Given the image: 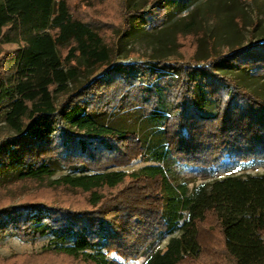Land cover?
I'll list each match as a JSON object with an SVG mask.
<instances>
[{
  "label": "trees",
  "instance_id": "obj_1",
  "mask_svg": "<svg viewBox=\"0 0 264 264\" xmlns=\"http://www.w3.org/2000/svg\"><path fill=\"white\" fill-rule=\"evenodd\" d=\"M132 1L124 0L125 21L115 28L118 32L132 28L133 16L144 21L142 12L154 16L157 9L167 10L163 0H147L146 10L145 5L131 8ZM170 1L185 11L194 0ZM71 3L0 0V109L10 101L2 118L18 134L10 142L23 163L10 183L48 180L55 174L49 162L57 160L82 173L63 175L49 185L87 193L90 207L10 204L0 208V231L13 230L26 239L53 234L59 242L47 253L90 264H122L108 255L137 258L161 232L179 229L181 234L145 264H183L204 254L203 224L212 218L229 264H264V173L200 183L189 193L187 184L176 182L161 165L169 157L204 169L226 156L241 163L264 161V97L214 68L225 63L264 77V39L208 64L196 50L185 63L159 61L153 69L141 62L116 64L71 88L81 60L103 63L115 43L76 16ZM187 35L176 36L177 51ZM197 88L216 103L215 114L199 112ZM132 110L159 126L161 142L146 147L136 131L97 116ZM38 119L51 126L50 132L34 133ZM147 156L157 163L132 172L110 170ZM10 157L0 151L4 164ZM107 189L118 191L107 196Z\"/></svg>",
  "mask_w": 264,
  "mask_h": 264
},
{
  "label": "rangeland",
  "instance_id": "obj_2",
  "mask_svg": "<svg viewBox=\"0 0 264 264\" xmlns=\"http://www.w3.org/2000/svg\"><path fill=\"white\" fill-rule=\"evenodd\" d=\"M71 1L76 16L91 22L107 39L112 38L115 41L109 60L100 64L81 60L76 79L69 84L71 88L87 84L116 64L141 62L147 68L153 69L159 61L172 65L175 62L185 63L195 50L197 58L202 63L208 64L235 47H243L264 39V0H192L193 3L185 11L175 2L163 0L161 4L165 5L168 11L157 9L154 11V16H146L142 12L139 15L144 16V21L138 16H133L132 28L120 32L115 28L125 21L124 0ZM146 3L147 0H133L131 8L138 9L145 5L146 10L148 8ZM179 33L188 35L180 38L183 47L177 51L176 36ZM214 68L216 72L234 77L238 83L246 85L250 90L264 97V77L255 76L246 69L225 63H216ZM173 70L171 75L176 79L177 70ZM196 90V103L201 107H198L199 112L205 115L215 114L216 103L199 88ZM63 99L64 97L57 95L58 102H62ZM9 106L10 101H5L0 109V151L6 150L11 155L8 164L0 160V208L24 202H43L74 209L90 207L87 193L49 185L54 179L63 175L81 174L82 171L77 166L67 167L57 160H51L49 163L55 169V174L50 179L40 182L10 183L15 178V172L22 168L23 163L10 142L12 137L18 134L2 118L3 114L9 110ZM97 116L99 120L109 122L117 128L136 131L144 140L146 147L161 142L159 126L138 110L101 113ZM32 127L36 135L50 132L51 129L48 123L39 119L33 121ZM156 163L149 156L139 157L132 163L121 167H111L110 170L132 172L145 165ZM161 165L176 182L186 183L189 193L200 183H212L227 176L264 173V161L241 163L228 156L219 165L208 169L186 165L172 157ZM117 191L118 189L110 191L107 189V196H112ZM180 234L179 229L161 232L147 252L137 258L126 259L116 252H111L108 258L119 260L122 264H145L150 255L156 251L165 250L169 240ZM202 240L205 245L202 257L183 264H229L226 256L222 254L221 235L212 218L203 224ZM57 242L59 240L53 234L26 239L13 230L0 231V264H90L80 259L45 251L47 247Z\"/></svg>",
  "mask_w": 264,
  "mask_h": 264
}]
</instances>
